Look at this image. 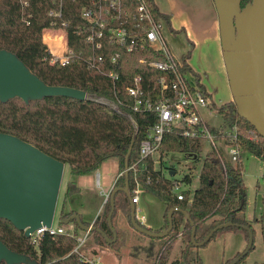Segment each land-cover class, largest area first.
I'll return each mask as SVG.
<instances>
[{
    "label": "trees",
    "instance_id": "trees-1",
    "mask_svg": "<svg viewBox=\"0 0 264 264\" xmlns=\"http://www.w3.org/2000/svg\"><path fill=\"white\" fill-rule=\"evenodd\" d=\"M145 1L153 17L162 20L170 32H176L170 26L168 15L159 12L153 0ZM250 1L239 0V8L241 9ZM87 2L88 0H61V13L57 16L52 12L56 8L55 0H0V49L13 52L45 84L80 89L94 99L78 100L51 96L29 101L27 104L19 98L0 102V132L15 135L67 164L69 174L73 176L93 172L107 158H115L122 169L123 156L130 141H132V146L127 157V166L138 159L139 142L144 138L146 128L155 121V116L150 112L131 111L129 108L131 98L125 92V87L131 83L132 77L139 75L142 78L140 85L143 92L153 97V81L156 76L160 75V72L144 67L137 60L140 57L162 58L161 54L148 50L126 53L115 46L102 48L100 53L104 55V72L114 69L108 61L112 54L118 52L117 67L114 69L118 77L114 81H111L105 74L86 68L79 61H71L64 66L48 64L49 52L46 44L58 41L59 37L52 38L48 32L43 33L44 30L60 28L64 33L67 49L82 54L90 51L89 45L84 40L87 23L79 17L81 6ZM189 54L187 51L180 55L179 72L189 73L197 87L205 91L198 73L187 63ZM207 95L209 96L208 93ZM98 97L114 102L118 100L116 109L95 101ZM214 106L212 102L211 107ZM216 111L222 119L221 126L235 123L241 130H254L247 121L237 115L232 100L218 104ZM256 135V139L252 141L246 137V134H242L240 136L241 148L243 152L250 153L264 161V141L258 133ZM202 149L203 143L200 139L186 138L167 132L162 134L159 145L161 154L179 152L188 155L191 160L192 156L197 159ZM145 165L147 171L139 170L136 173L127 171L129 198L122 191L114 193L111 226L115 231V240L107 243L103 236L104 234L107 239L111 238V231L106 222L109 211L108 197L92 222V226L102 233L96 230L90 231L86 239L91 238L95 244L117 252L122 242V233L115 224L116 216L118 213L122 214L131 227L129 205L136 181L141 188L153 194L164 205L163 224L152 231L159 232L166 227L167 211L174 208L171 214L172 228L159 240L165 241L166 238L175 240L178 237L177 256L166 261L170 242L168 244L163 242L155 264H203L190 241V224L181 210L186 211L194 224L195 242L202 240L211 228L229 217L233 223L248 226L253 235L254 230L251 223H258L264 242V213L257 217L252 215L250 219H246L244 215L246 189L241 179L243 170L241 160L234 164H227L222 170L217 162L216 153L208 150L202 158L197 186L191 194L183 191L181 200H177L170 192V181L162 178L158 170H152L150 158L145 159ZM147 176L150 178L149 182H146ZM183 180L189 182L190 179L184 176ZM123 182V174H120L115 178L112 187H121ZM78 191L79 188L75 182L67 181L62 192V199ZM241 194H243V203L239 207ZM72 213L76 212L73 210L64 212L61 205L57 225L66 226L67 224L61 223V220ZM76 214L80 217L78 213ZM135 221L143 226L136 218ZM81 222L85 225L89 224L83 220ZM69 223L72 225V236L44 233L38 239L37 244L33 245L29 238L23 236L22 231L15 229L9 221L0 219V240L10 250L34 259L35 264H86L80 260L77 253L72 251L76 243L74 235H77L79 228L73 220ZM226 231L241 233L246 242L247 233L239 226L216 230L209 240ZM239 253L236 252L223 264H227ZM246 255L235 264H244ZM0 264L4 263L0 262ZM256 264H264V259Z\"/></svg>",
    "mask_w": 264,
    "mask_h": 264
},
{
    "label": "water",
    "instance_id": "water-1",
    "mask_svg": "<svg viewBox=\"0 0 264 264\" xmlns=\"http://www.w3.org/2000/svg\"><path fill=\"white\" fill-rule=\"evenodd\" d=\"M218 21L220 50L231 100L239 117L247 121L264 141V0H251L239 8V0H212ZM63 96L73 99H90L83 90L48 85L33 74L11 51L0 49V102L19 98L25 104L43 97ZM102 103L98 100H95ZM132 146L130 141L123 156L121 187H111L108 197L109 211L106 222L111 238L103 234L107 243H112L115 231L111 226L114 209L113 196L122 191L128 197L127 157ZM194 159L195 156H192ZM64 163L42 152L19 137L0 132V219H5L24 237L40 227L48 228L53 220L56 199ZM173 174V171H170ZM129 198V197H128ZM243 203V194L239 207ZM129 221L132 229L151 238H162L172 228L171 214L167 211L166 227L155 232L139 225L134 217V204L130 203ZM190 224V241L194 247L202 246L212 233L225 227L239 226L247 233L244 248L227 264H235L246 255L253 244V233L246 225L233 223L229 217L211 228L202 240L194 241V224L186 211L181 210ZM73 220L83 232L96 230L92 224L85 225L76 213L61 220L68 224ZM264 236V234H263ZM0 262L4 264H35L27 255L14 252L0 240Z\"/></svg>",
    "mask_w": 264,
    "mask_h": 264
},
{
    "label": "built area",
    "instance_id": "built-area-1",
    "mask_svg": "<svg viewBox=\"0 0 264 264\" xmlns=\"http://www.w3.org/2000/svg\"><path fill=\"white\" fill-rule=\"evenodd\" d=\"M55 1L56 8L52 12L59 16L61 0ZM79 17L87 23L84 40L89 45L90 51L87 54H82L67 49L64 33L60 28L44 30V32H51L50 37L52 38L59 37V40L52 44L45 43L49 52L48 64L64 66L71 61H79L86 68L105 74L111 81H114L118 77L114 70L117 67L118 52L112 54L108 61L114 69L104 72V55L100 53L102 48L115 46L126 53L148 50L162 56L161 59L140 57L137 60L144 67L160 72V75L156 76L153 81V97L143 92L140 85L142 78L139 75L132 77L131 83L125 87V92L131 98L129 105L131 111L150 112L155 116V121L146 128L145 136L139 142L138 159L127 166V171L130 170L133 173L139 170L147 171L146 158L152 160V170H156L153 166L155 164L153 155L159 151L164 132L200 139L203 143L202 150L206 147L216 153L217 162L222 170L227 164H234L241 160L240 153L243 150L240 136L246 134V137L253 141L257 137V132L251 129L241 130L235 123L218 128H209L204 123L199 111L210 109L212 101L206 91H201L197 87L189 73L179 72L180 59H175L168 52L161 36V26L164 23L153 17L145 0H88L81 6ZM95 100L111 109H116V102L118 103V100L114 102L102 97ZM149 181L150 178L147 176L146 182ZM170 183L172 195L177 200L183 199V191L178 189L179 183L174 180ZM140 188L141 186L135 181L131 203L137 201ZM177 191L179 192L177 193ZM135 210L138 209L134 208V214ZM143 218V215L139 216L140 220ZM44 233L73 235L72 226L65 230L58 225L54 227L51 223L48 228L40 227L31 232L28 237L30 243L36 245ZM86 237V232H83L82 235H74L76 243L72 251L77 253L80 260L86 264H101L98 256L87 257L81 253L80 249L83 247Z\"/></svg>",
    "mask_w": 264,
    "mask_h": 264
},
{
    "label": "rangeland",
    "instance_id": "rangeland-1",
    "mask_svg": "<svg viewBox=\"0 0 264 264\" xmlns=\"http://www.w3.org/2000/svg\"><path fill=\"white\" fill-rule=\"evenodd\" d=\"M189 6L194 7L191 4ZM180 18L186 22L190 20L192 24L195 23L193 17L188 14H184ZM198 19H201L203 24H205L204 13L201 11L199 14V10L197 24ZM48 33L51 36L52 33ZM204 34H206L204 35V43L200 45L197 40L194 41L186 37L184 29L178 28L176 32H170L165 24L161 26L163 42L168 52L175 59H178L181 54L188 50L192 51L194 47L196 57L191 62V66L200 75L201 84H204L212 94L213 103L215 104L210 109L200 110L199 114L209 128H218L222 124V119L217 113L216 107L219 102L229 100L231 94L225 76L221 50L217 54L215 45L208 37V33L205 32ZM206 150L208 149L205 147L200 156L192 160L188 155L186 156L183 153L165 152L161 154L157 151L153 155L155 161L153 166L159 171L162 178L178 182V189L188 191L191 194L197 186L198 173ZM240 158L243 164L241 179L246 189L244 215L245 218L250 219L252 215L257 217L264 212V201L262 198V194L264 193V161L243 151L240 153ZM122 169L119 167L115 158H107L92 173L73 176L69 174L67 164H64L52 225L54 227L57 225L58 207L67 181H77L79 183V191L68 197L65 202V207L81 213V218L90 219L92 217L95 219L96 215L101 211L105 198L104 194L112 186L115 178L122 174ZM170 171H173V174H170ZM184 176L189 177V182L183 180ZM138 198V208H136L138 210H135V218L143 225L155 222L163 224V203L153 194L142 188L138 191ZM140 215H143L145 219L140 220ZM115 224L120 228L122 233V242L117 252L103 245L95 244L89 238L85 239L84 245L80 249L81 253L87 257L92 255L98 256L101 264H155L162 243L166 242L168 244L170 242L166 261L177 256L179 246L178 237L175 240L166 238L165 241L159 240V238L148 237L132 229L127 224L125 217L120 213L116 216ZM251 224L254 230L253 247L247 253L244 264H256L264 259V242L260 234L259 224ZM70 226H72L71 223H68L66 226L61 227L68 230ZM82 233L83 231L79 229L76 234L82 235ZM245 243L241 233L226 231L210 239L205 245L195 248L203 264H223L225 260L231 258L236 252H241Z\"/></svg>",
    "mask_w": 264,
    "mask_h": 264
},
{
    "label": "crops",
    "instance_id": "crops-1",
    "mask_svg": "<svg viewBox=\"0 0 264 264\" xmlns=\"http://www.w3.org/2000/svg\"><path fill=\"white\" fill-rule=\"evenodd\" d=\"M153 3L155 4V6L157 7L159 12L168 15L169 23H170V26L172 29H174L175 31H177L178 28H180L182 30L184 29L185 36L189 37L190 39H192L194 41L197 40L200 45L204 43V39H205L204 35H206L204 33L205 32L208 33V37L213 41L215 48H216V52H217V54H219L220 39H219V32H218V21H217V16L215 13V9H214L212 0H153ZM189 4L193 5L195 8L189 6ZM198 10H199V14L201 13V11L204 13L205 24H203L201 19H198V24L196 23ZM184 14H186V15L188 14L189 16L193 17V19L195 20V23L192 24L190 22V20H188V22H186L184 19L180 18ZM192 45H193V42H192ZM189 53L190 54H189V57L187 59V63L193 69V67L191 66V62H193L195 57H196L194 47H193L192 51H189ZM199 77H200V75H199ZM200 82H201V77H200ZM202 85L204 87V90L209 94L211 101L213 102L212 94L209 92V90L206 88V86L204 84H202ZM229 100H231V97ZM221 103H223V102H219L218 104H221ZM90 173H92V172H89L87 174H90ZM263 182H264V179H263ZM75 184L79 188V183H77V181H75ZM112 185H113V183H112ZM108 191H106V193ZM105 194H104V196H105ZM262 198L264 201V193L262 194ZM67 199L68 198H65L63 200L62 195H61V200H60V204L58 207V211H59L61 205L63 207L64 212L73 210L71 208L68 209V207L67 208L65 207V202ZM138 202H139V198L137 195V201L135 203H133L134 208H138L137 207ZM73 211L78 213L80 215V218H81V213H79L76 210H73ZM143 219H145V218H143ZM81 220L88 222L89 224H92L94 219L91 217L90 219L81 218ZM161 225H162V223L155 222V223H151V224L147 223V225H143V226L148 228V229H151V230L152 229L156 230L159 227H161Z\"/></svg>",
    "mask_w": 264,
    "mask_h": 264
}]
</instances>
